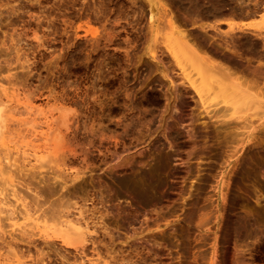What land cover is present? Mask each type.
Here are the masks:
<instances>
[{"label":"rangeland","instance_id":"1","mask_svg":"<svg viewBox=\"0 0 264 264\" xmlns=\"http://www.w3.org/2000/svg\"><path fill=\"white\" fill-rule=\"evenodd\" d=\"M216 1L0 0V190L87 226L75 247L3 218L0 264H264V0ZM170 18L197 54L172 56Z\"/></svg>","mask_w":264,"mask_h":264},{"label":"bare ground","instance_id":"2","mask_svg":"<svg viewBox=\"0 0 264 264\" xmlns=\"http://www.w3.org/2000/svg\"><path fill=\"white\" fill-rule=\"evenodd\" d=\"M151 3L153 2V0H149ZM188 1V0H187ZM192 1V3L191 2H189V3H191V4H193V5H191L192 6V8H193V10H196V12H198V14L200 15V13L201 12H203V13H201V14H208V13H210V14H214V13H216L217 11H220V9L218 8L219 7V5H218V7H215V5H214V1L213 0H211V1H213V2H210V3H206V4H203V2H204V0H203V2H201L202 0H191ZM207 1V0H206ZM205 1V2H206ZM216 2H218V0L216 1ZM220 2V1H219ZM218 2V3H219ZM223 2V1H222ZM158 3V2H157ZM153 4V3H152ZM183 4V3H182ZM220 4V3H219ZM161 6H163L162 4H160ZM18 6V5H17ZM152 6V5H151ZM190 6V7H191ZM11 7L13 8V10H14V7L11 5ZM188 8L190 11H192V8ZM164 8H166L165 6H164ZM216 8L217 9H219V10H216ZM17 9V8H16ZM153 9V8H152ZM151 9V10H152ZM12 10V9H11ZM188 10V11H189ZM234 10V9H233ZM221 11H223L222 9H221ZM150 12V11H149ZM152 12V11H151ZM224 12V11H223ZM2 13V12H1ZM194 13V12H193ZM217 13H219V12H217ZM195 14V13H194ZM210 14H208V15H210ZM197 15V14H196ZM217 15V14H216ZM223 15H225V17H226V13H224ZM222 14H221V17H224ZM150 16V18H152V14L151 15H149ZM201 16H203V15H201ZM207 16V15H206ZM206 16H204L203 17V19L206 17ZM218 16H220V15H218ZM199 17V16H198ZM197 17V18H198ZM208 17V16H207ZM209 17H212V16H209ZM215 18L217 17V16H214ZM196 18V19H197ZM220 18V17H219ZM169 20V23H170V28L172 29H170V31H171V34L170 35H168L169 37H168V42L166 43V46L169 48V50H170V53L172 54V56L173 57H175V58H177V56L179 57V54H178V52L180 51V52H185L186 50L188 51V50H192L191 51V53H193L194 52V54H197V52H196V49H197V47L195 48H192V42H188V39H187V37H186V33L185 32H183L182 30H180V29H176V26L174 25V23H173V21H172V19L170 18V19H168ZM167 20V21H168ZM200 20V19H199ZM201 20H202V18H201ZM2 21V20H1ZM168 23V24H169ZM229 24V23H228ZM247 24V23H246ZM3 25V24H2ZM240 25H242V24H240ZM244 25V24H243ZM178 26V25H177ZM204 26V25H203ZM212 26V25H211ZM236 26V27H235ZM245 26V25H244ZM256 26H258V25H256ZM256 26H255V28H256ZM264 26V25H263ZM216 27V26H215ZM229 27L233 30V29H236V28H240V29H242L240 26H237V25H233V24H229ZM252 27V26H251ZM179 28V27H178ZM246 28H250V26H248V27H245L244 29L245 30H247ZM261 28H263V27H261ZM256 29H258V28H256ZM184 30V29H183ZM243 30V29H242ZM251 31V29H249V32ZM263 31V30H262ZM227 32V31H226ZM252 32L256 35V36H261L262 35V32L260 31V28L258 29V30H253V28H252ZM264 32V31H263ZM225 33V32H224ZM233 33V32H232ZM252 33V34H253ZM253 34V35H254ZM254 35V37H256ZM264 35V34H263ZM261 36V37H264V36ZM233 36V35H232ZM189 37H190V35H189ZM247 37V36H246ZM157 38H159V37H156V39ZM161 38V37H160ZM194 38V37H193ZM230 38H232V37H230ZM167 39V38H166ZM235 39V38H234ZM246 40H245V42H249V40L248 39H250V37L247 39V38H245ZM252 39V38H251ZM250 39V40H251ZM262 39H264V38H262ZM159 40H161V39H159ZM231 42V41H230ZM233 42V41H232ZM231 42V43H232ZM243 42V41H242ZM250 42H252V40L250 41ZM254 42V44L256 43V41H253ZM259 42V41H258ZM230 43V44H231ZM264 43V42H263ZM191 44V45H190ZM196 44V43H195ZM244 44V43H243ZM248 44V43H247ZM253 45V43H249V46H251V45ZM199 45V44H198ZM201 45V44H200ZM199 45V46H200ZM245 45H246V43H245ZM197 46V45H196ZM242 46V45H241ZM202 47V46H201ZM255 47V46H254ZM234 48H236V45L234 46ZM245 48V47H244ZM237 50H238V47L236 48ZM183 50V51H182ZM248 50V49H247ZM236 51V50H235ZM154 52V51H153ZM189 52V51H188ZM187 52V54L185 55V56H188L189 57V53ZM206 52V51H205ZM236 54L238 53V51L237 52H235ZM234 53V54H235ZM185 54V53H184ZM184 54H182V55H184ZM208 56V55H207ZM231 56V55H230ZM180 58V57H179ZM187 58V57H186ZM202 58V57H201ZM227 58V57H226ZM178 59V58H177ZM182 59V58H181ZM208 59V58H207ZM207 59H206V62H208L207 61ZM177 62L179 61V60H176ZM232 61V60H231ZM228 62V61H227ZM226 62V63H227ZM261 62V61H260ZM178 63H180V61L178 62ZM209 63V62H208ZM214 63V62H213ZM212 63V64H213ZM220 65H222V64H219V67H220ZM223 66V65H222ZM221 66V67H222ZM227 66V65H226ZM181 72L183 73V75L188 79L187 81H189L190 82V84H191V86L194 88V90L196 91V93H197V95L199 96V97H201V90H202V87L204 86V85H206L205 84V78H204V76H203V74L201 73V72H199V71H195L193 74L192 73H189V71L187 72V70L183 67V66H181ZM193 75V76H192ZM188 82V83H189ZM239 94L240 93H237L236 94V96H239ZM4 95L7 97V99H6V101L5 100H2V99H0V137H2L1 135L4 133V128L7 126V122H6V120H8V118H7V114L8 113H12V111L14 110L13 109V106H11L8 110H7V114H6V111H5V107L7 106V102L8 101H10V97L7 95V93L6 92H4ZM16 95V94H15ZM241 95V94H240ZM242 96V95H241ZM234 98H235V95L233 96ZM239 98V97H238ZM60 107V106H59ZM13 110H12V109ZM25 108L26 109H30L31 110V108H32V105L30 106L29 104H26L25 105ZM61 108H63V107H61ZM66 108V107H65ZM59 109V108H58ZM64 109V108H63ZM16 110V109H15ZM30 110H29V112H30ZM36 110V109H35ZM39 110V109H38ZM66 110H70V109H65V110H60V112L62 111V112H66L65 113V115H63L62 117H61V120L59 121V125L56 127V129H54L55 131L54 132H52L53 133V135H51V136H49V137H51L52 139H53V141H55V143H54V145H53V147L51 146V144H49L52 148H49L48 149V147H50L49 145H48V147H46V149H48V150H46V151H48L47 153H38L35 149L33 150L32 149V151H33V155L35 156V158H36V160L38 159H40L41 158V156L43 157V155H48L49 157L47 158V159H49L50 160V155L49 154H51V156H52V153H53V155L55 156V154H54V151H55V147L54 146H58V145H56V144H59V142H58V140L60 139V137L61 136H63V131H61V129L64 127V130H66V129H68L69 128V124H68V120H67V118L66 117H68L67 115H69L68 113H67V111ZM27 111V110H26ZM42 111H43V109H42ZM59 111V110H58ZM14 112H16V111H14ZM41 112V111H40ZM35 113H39V112H35ZM61 114V113H60ZM67 114V115H66ZM53 114L51 113V116H52ZM59 115V114H58ZM45 117H47L48 118V115H46ZM10 119H11V117H9ZM60 119V118H59ZM30 121V120H29ZM70 122V121H69ZM25 124H28V121H26L25 120ZM50 126H51V124H50ZM63 126V127H62ZM8 127V126H7ZM14 127V126H13ZM60 127H62V128H60ZM53 128H55L54 126H53ZM7 129V128H6ZM9 129V128H8ZM11 126H10V130H8V132L7 133H11ZM53 130V129H52ZM7 131V130H6ZM12 135H13V133H11ZM65 134V133H64ZM4 135H6V134H4ZM7 136H8V134H7ZM9 137V136H8ZM5 138H6V136H5ZM10 138V137H9ZM47 140L49 139V138H46ZM20 140V139H19ZM61 140H63V138L61 139ZM10 141H12V140H10ZM22 141V140H21ZM48 141H50V143H51V139H49ZM61 142V141H60ZM25 144H26V146L28 145L29 146V144H30V142H29V144L28 143H26L25 142ZM24 145V144H23ZM33 145V144H32ZM31 144H30V148H31V146H32ZM39 145V144H38ZM60 145H62L61 143L59 144V147H61ZM25 146V145H24ZM47 146V145H46ZM34 148H35V146H33ZM37 147V146H36ZM23 148V147H22ZM38 148H39V146H38ZM40 148H41V146H40ZM56 149H58V147L56 148ZM60 149V148H59ZM44 150H45V148H44ZM62 150H64V148H62ZM61 150V151H62ZM40 151V150H39ZM42 151H43V149H42ZM68 151V150H67ZM17 152V151H16ZM22 152L23 153H25V154H27V153H30L28 150H27V148L25 149H22ZM41 152V151H40ZM45 152V151H44ZM66 152V151H65ZM64 152V153H65ZM14 154V153H13ZM18 154V153H17ZM64 155H66V154H64ZM27 156H28V154H27ZM26 156V157H27ZM54 156H52V157H54ZM45 158L47 157V156H44ZM34 158V159H35ZM44 158V159H45ZM55 158V157H54ZM5 159H6V161H10L11 160V158L8 156V157H5ZM47 159H45L44 161H47L48 162V160ZM12 160H13V162H11L12 164H10V166L11 165H14L15 164V162H17V158L14 156L13 158H12ZM37 160V161H38ZM43 160V159H42ZM40 162H41V160H39ZM44 161H42V162H44ZM52 161V158H51V160L49 161V162H51ZM56 161V158L54 159V161H52V162H55ZM48 162V163H49ZM50 164V163H49ZM63 164V163H62ZM44 164H42V163H40V166H43ZM45 165H46V163H45ZM52 165H54V164H52ZM55 167V166H54ZM57 168V167H56ZM31 169V168H30ZM23 169L21 168L20 169V171H22ZM57 171H58V169H57ZM58 174V173H57ZM57 174H55V175H57ZM61 176H62V174H60ZM64 177V176H63ZM62 177V178H63ZM73 179H75V178H73ZM69 180V179H68ZM12 186V190L10 191V193H5V192H3L2 190H0V230L1 231H3V228H4V226H3V222H2V220H4L3 218H8L9 220H10V222L8 223V225L15 231L16 229H18V231L20 232V233H23V234H29L30 235V237H31V235H34L36 232V230L35 229H37V231L38 232H40V234H41V236L43 235L45 238H47V237H50V236H57V235H59L60 237H61V240L63 241V242H65L66 244H77L78 245V242H83L84 240H86V239H84V234H85V229L87 228V226L84 224V225H82L81 223H80V220L79 219H72V218H70L69 216L71 215H68V214H63V209L62 208H59V207H56L57 205H56V203L54 204L53 203V205H55L54 207H51V210H50V208H49V210H50V214H47V216H49V218H50V216L52 217H55V218H58V220H57V222L56 223H54L56 220H55V218H54V222L52 221V220H49V218L47 219V217L45 216V213L46 212H41V213H43L42 215L41 214H35L36 213V211H37V209H39V206L40 205H37V207L38 208H36V209H31L30 208V206L29 207H27V206H25V204L26 203H24L23 204V201H19L20 199V197L18 196V193H17V191H16V189L14 188L15 186H14V184H12L11 185ZM34 188V187H33ZM36 188V187H35ZM28 189H29V186H28ZM33 190V189H32ZM31 190V192H34V194H33V196L35 197V198H40L39 196L41 195V192L39 191L40 190V188H39V192L40 193H38V191H36L37 190V188H36V190H33L32 191ZM9 195H11V197L13 196L14 197V201L13 202H11L10 200V197H9ZM42 195H44V193L42 194ZM35 200L36 201V204H37V201L38 200ZM33 200H34V198L32 199V202H33ZM59 202V201H58ZM61 202V201H60ZM34 203V202H33ZM39 203V202H38ZM61 203H63V202H61ZM72 203H74V202H72ZM21 205L22 207H23V210L21 209V210H18V205ZM49 204H51V203H49ZM58 204V203H57ZM60 204V203H59ZM58 204V205H59ZM27 205V204H26ZM29 205V204H28ZM70 205V204H69ZM64 206H66V205H64ZM63 206V207H64ZM32 207V206H31ZM49 207V206H48ZM67 207H65L64 208V210L66 209ZM46 210V209H45ZM7 212L6 214H5V216H3V215H1L3 212ZM9 213V214H8ZM47 213H48V210H47ZM65 213H66V211H65ZM8 214V215H7ZM6 215L8 216V217H6ZM57 216V217H56ZM42 217V218H41ZM20 218H22L23 220H25V221H22V223L19 221V219ZM51 219V218H50ZM79 220V221H78ZM40 222H42L41 224H40ZM51 222H53V223H51ZM86 224H87V222H86ZM86 227V228H85ZM34 229V230H33ZM13 233V232H12ZM59 233V234H58ZM88 234V233H87ZM11 235V234H10ZM20 235H22V234H20ZM14 236V235H13ZM26 236V235H25ZM87 236H89V235H87ZM13 238V237H12ZM86 238V237H85ZM16 239V238H15ZM46 240V239H45ZM49 242V241H48ZM47 242V243H48ZM45 243H46V241H45ZM76 244H75V247H76ZM79 244H81V243H79ZM83 244V243H82ZM84 245V244H83ZM72 246V245H71ZM81 246V245H80ZM73 247V246H72ZM74 247V248H75ZM84 247V246H83ZM82 247V248H83ZM81 249V248H80ZM82 250V249H81ZM19 262V261H18Z\"/></svg>","mask_w":264,"mask_h":264}]
</instances>
